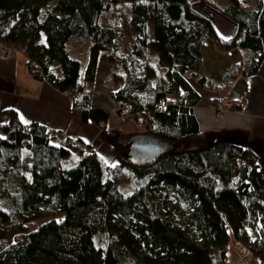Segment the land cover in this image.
Here are the masks:
<instances>
[{
	"label": "trees",
	"instance_id": "16d2710c",
	"mask_svg": "<svg viewBox=\"0 0 264 264\" xmlns=\"http://www.w3.org/2000/svg\"><path fill=\"white\" fill-rule=\"evenodd\" d=\"M125 3L137 34L122 53L118 8ZM209 5L237 24L233 36H221L191 0H0V43L24 52L35 78L70 95L75 116L103 125L109 117L92 104L97 57L105 50L122 69L114 73L118 85L111 92L119 113L128 107L142 134L166 145L157 157L132 162L125 135L106 132L118 159L109 166L6 109L0 125V264H226L231 234L264 264V154L203 132L194 111L201 99L197 87L219 99L240 76L259 71L264 0L253 9H242L240 0ZM74 37L91 43L83 76L68 47ZM214 45L217 57L237 60L203 74L207 55L216 56ZM54 62L62 79L51 71ZM122 172L133 187L140 184L124 192ZM60 213L61 220L27 229L31 221Z\"/></svg>",
	"mask_w": 264,
	"mask_h": 264
},
{
	"label": "crops",
	"instance_id": "0c3cea01",
	"mask_svg": "<svg viewBox=\"0 0 264 264\" xmlns=\"http://www.w3.org/2000/svg\"><path fill=\"white\" fill-rule=\"evenodd\" d=\"M245 2L246 0H240L242 9L248 4ZM251 5V9L256 6ZM198 8L211 18L217 31L224 38L236 33L237 24L216 9L205 5ZM81 38L74 37L68 42L71 56L73 50L76 52L81 50ZM71 41L75 42L72 47L69 45ZM83 44L85 60L84 66L81 65L82 76L91 48V43ZM3 48L4 45L0 43V125L4 123V111L14 109L20 118L23 117L24 122L36 123L46 130H53L61 139L71 137L82 140L90 146L92 159L99 157L109 166L116 165L118 159L106 132H119L128 138L139 133L140 124L133 117L126 120L120 117L119 105L111 97L112 90L118 85L113 75L117 71L109 62L107 51L101 50L98 53L92 86L93 106L100 107L109 114L103 125L90 119L84 121L75 116L70 95L46 78H35L27 66L24 52L10 49L7 54H3ZM225 53L229 55L227 51ZM51 71L56 78H63V70L58 62L53 63ZM197 88L201 99L194 106V111L203 132L222 135L247 144L264 154V60L256 74L249 77L241 76L235 80L226 98L222 99L224 107L218 108L219 112L216 106L213 107L211 104L215 95L208 90Z\"/></svg>",
	"mask_w": 264,
	"mask_h": 264
},
{
	"label": "rangeland",
	"instance_id": "374dc122",
	"mask_svg": "<svg viewBox=\"0 0 264 264\" xmlns=\"http://www.w3.org/2000/svg\"><path fill=\"white\" fill-rule=\"evenodd\" d=\"M210 1L211 0H191L192 5L197 10L199 9L198 7L201 6V5H205V6L209 7L210 6L209 5V2ZM218 1L222 2V0H218ZM256 2H257V0H246L245 3H248V4L247 5L245 4L246 6L244 7V9H251L252 8V5L251 4L256 5ZM118 11H119V13L121 15V18H122V21H123V29L121 31V37H122V40H123V43H124V50L122 51V53H125L126 50H129L132 47L133 40H134V38H135V36H136L137 33L132 29V27L130 25V19H129V4L128 3H125V4L119 5ZM80 41H81V50L80 51H77V52L75 50H73L72 51V56L77 57L81 61V65L84 66L83 65L84 64V61L83 60H85V59H84V55H83V47H84L85 44H83V42H86V43L89 44L90 41L89 40H86L83 37L81 38ZM73 43H75V42L71 41L69 45L72 47L74 45ZM5 47L6 46H4V48ZM211 47L213 49L212 52L215 55L220 52V50L217 48L218 47L217 45H214V46H211ZM4 48H3V54H6V53H4ZM217 56L218 55L212 56V58H209V56L207 55V57H208V58L206 57L207 63L205 62L204 65H203V67L201 66V71L200 72L201 73H204V74H209V73L213 72L214 70H216L217 68L222 67L226 63H228V62L230 63V61L232 62L234 60H237V58L236 59H232V58L230 59V57H228V56H219V57H217ZM240 58L241 57L239 56L238 59H240ZM208 65H210V67ZM211 65H214V66L211 67ZM115 71H117V72L122 71L120 64L119 65H115ZM162 72H163V69L162 68H159V73H162ZM242 77H244V76H242ZM191 81H192V83L195 86H197L196 85V80L194 78L191 77ZM210 92L213 93V95H215V97L217 96V93L216 92H214V91H210ZM226 96H227V94L224 97L219 98V99L213 98L215 101L213 99L211 100V104L213 105V107L216 106L217 112H219L218 108L224 107V103H223L224 101H222V99L223 98H226ZM139 126H140L139 127V131H138L139 133H135L134 135L142 134V133H140V131L142 132V126L141 125H139ZM134 135H131L128 138L125 137L124 140L127 141V142H129L131 140V137L134 136ZM23 168H24V170L27 173L30 170V152L29 151H25L24 152V156H23ZM119 180L121 182V189L124 192H130L138 184H140V183L137 182L135 184V187H133L134 185L132 184V182L130 180V177L128 176V174H126L124 172H122L119 175ZM63 217H64V214H62V213H60L58 215H55V216H46V217H43V218H40V219H36L34 221H31L30 223H27L26 226H27V229L29 231H31V230H35L40 224H42V223H44V222H46V221H48V220H50L52 218H55L57 220H61V219H63ZM250 232L252 234H255L256 233V230L253 229V228H250ZM226 264H260V263H259V261L255 257H253L251 255V253L249 252V250H247L241 243H239L232 236V234H231L230 235V238H229V243H228V258H227V263Z\"/></svg>",
	"mask_w": 264,
	"mask_h": 264
},
{
	"label": "water",
	"instance_id": "95a60500",
	"mask_svg": "<svg viewBox=\"0 0 264 264\" xmlns=\"http://www.w3.org/2000/svg\"><path fill=\"white\" fill-rule=\"evenodd\" d=\"M127 158L132 162H145L160 155L166 145L159 139L147 134H138L128 142Z\"/></svg>",
	"mask_w": 264,
	"mask_h": 264
},
{
	"label": "built area",
	"instance_id": "2783aa9c",
	"mask_svg": "<svg viewBox=\"0 0 264 264\" xmlns=\"http://www.w3.org/2000/svg\"><path fill=\"white\" fill-rule=\"evenodd\" d=\"M9 49L10 48L5 47L4 48V53L7 54ZM165 103H169V100H166L164 102V105H165ZM163 106H162V109H163ZM158 108H161V107L158 106ZM130 116H131V113H130L129 108L128 107H123L121 109V112H120L121 119L122 120H126ZM3 119H4V121L7 120V115L6 114H3ZM47 135L52 137L55 142L60 143V144H62L64 146L72 149L74 152H79V151L82 152V153L91 152L90 146L86 142H84L82 140L74 139V138H71V137H65V138L61 139L59 137V135L55 131L49 130V129L47 130Z\"/></svg>",
	"mask_w": 264,
	"mask_h": 264
},
{
	"label": "snow or ice",
	"instance_id": "6c2138e0",
	"mask_svg": "<svg viewBox=\"0 0 264 264\" xmlns=\"http://www.w3.org/2000/svg\"><path fill=\"white\" fill-rule=\"evenodd\" d=\"M21 119H23V117H21Z\"/></svg>",
	"mask_w": 264,
	"mask_h": 264
}]
</instances>
